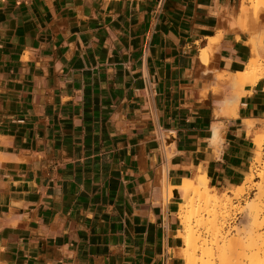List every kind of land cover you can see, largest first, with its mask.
Instances as JSON below:
<instances>
[{"label":"crops","instance_id":"0c3cea01","mask_svg":"<svg viewBox=\"0 0 264 264\" xmlns=\"http://www.w3.org/2000/svg\"><path fill=\"white\" fill-rule=\"evenodd\" d=\"M241 8L0 0V264H183L175 187L238 186L264 130Z\"/></svg>","mask_w":264,"mask_h":264},{"label":"rangeland","instance_id":"374dc122","mask_svg":"<svg viewBox=\"0 0 264 264\" xmlns=\"http://www.w3.org/2000/svg\"><path fill=\"white\" fill-rule=\"evenodd\" d=\"M240 1L239 25L252 33L260 20L264 19V14L255 13L256 2ZM252 43V58L246 73L239 72L244 75L243 81L239 84L235 80L236 90L232 97H237L238 104L246 83L255 85L264 79L262 37H255ZM229 106L233 108V105ZM254 142V158L243 182L225 191L208 188L210 195L218 197V203H207L192 191L185 200L181 192L178 213L181 230L177 237L183 264L186 261H191V264H252V261L264 264V130L255 133ZM198 179H185L182 184L189 189ZM172 194L168 191L169 197ZM194 239L198 249L193 253V248L186 249L188 244L193 245ZM184 251L190 255L187 260Z\"/></svg>","mask_w":264,"mask_h":264},{"label":"bare ground","instance_id":"6f19581e","mask_svg":"<svg viewBox=\"0 0 264 264\" xmlns=\"http://www.w3.org/2000/svg\"><path fill=\"white\" fill-rule=\"evenodd\" d=\"M245 1H251V2H256V4H255V13H261V14H264V0H243V2H245ZM218 41V40H217ZM216 41V42H217ZM214 39H211V43H210V47H212L213 48V44H214ZM210 47L209 48H204L203 50H202V56H201V58H202V60H203V62H205V63H208V61L210 60V53H212V51H213V49L211 48L210 49ZM212 50V51H211ZM210 51V52H209ZM252 62H254V61H252ZM245 73H246V71H245ZM239 74V73H238ZM246 75H248V74H246ZM242 77H244V75L243 74H239L238 75V79H236V81L239 83L240 81H243V80H241L242 79ZM246 78V77H245ZM240 84V83H239ZM227 104H229V105H233V110L234 111H236L237 110V108H238V103H237V97L235 96V97H231L228 101H227ZM238 111H236V113H237ZM218 129V127L217 128H215V130H217ZM218 131V130H217ZM218 133H219V131H218ZM214 134H216V133H214ZM218 136V135H217ZM218 138V137H217ZM0 161H1V159H0ZM169 187V189H168V191L169 192H171L172 193V189H173V187H171V186H168ZM208 188H209V182H208V179H207V177L206 176H200L199 177V179H198V182H196V181H194V184L193 185H191V187L188 189V188H186L183 184H181V185H179V186H177V187H175V189L177 190V191H181L182 193H183V199H187V196L189 195V193L192 191V192H194V193H196V194H198L199 195V197L201 198V199H204V201L205 202H207V203H209V202H212V201H215L216 203H218V197H216L215 195H210V193H209V191H208ZM215 226H213V228H214ZM216 228V230L218 229L217 227H215ZM214 228V229H215ZM178 236V235H177ZM191 236V235H190ZM181 239H183L184 241H185V239L183 238V237H181ZM197 242H196V239H194V242H193V245L191 246L190 244H188L187 245V249L186 248H184V250L186 249L187 251H188V249L189 248H193V253L195 252V250H196V248L198 249V245L196 244ZM197 245V246H196ZM197 251V250H196ZM185 253V254H184ZM184 255H186V252L184 251ZM190 255L188 254V252H187V255H186V260H187V258L189 259L190 257H189ZM186 264H191V261H186ZM252 264H255L254 263V261H252Z\"/></svg>","mask_w":264,"mask_h":264},{"label":"built area","instance_id":"2783aa9c","mask_svg":"<svg viewBox=\"0 0 264 264\" xmlns=\"http://www.w3.org/2000/svg\"><path fill=\"white\" fill-rule=\"evenodd\" d=\"M160 140L162 143L163 150L169 153L170 152V138L166 135H160Z\"/></svg>","mask_w":264,"mask_h":264}]
</instances>
